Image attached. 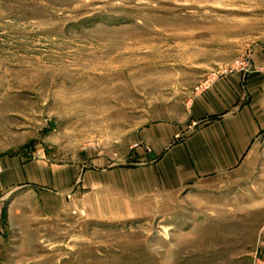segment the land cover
Returning a JSON list of instances; mask_svg holds the SVG:
<instances>
[{
	"label": "rangeland",
	"instance_id": "obj_1",
	"mask_svg": "<svg viewBox=\"0 0 264 264\" xmlns=\"http://www.w3.org/2000/svg\"><path fill=\"white\" fill-rule=\"evenodd\" d=\"M257 46L264 0H0V159L135 162ZM28 208L0 264H264V159L132 214Z\"/></svg>",
	"mask_w": 264,
	"mask_h": 264
},
{
	"label": "crops",
	"instance_id": "obj_2",
	"mask_svg": "<svg viewBox=\"0 0 264 264\" xmlns=\"http://www.w3.org/2000/svg\"><path fill=\"white\" fill-rule=\"evenodd\" d=\"M252 56L250 73L221 75L194 96L187 122L147 127L135 162L103 167L94 159L88 167L56 163L45 153L2 157L0 224L29 215L32 196L54 212L73 205L100 215L132 214L148 199L175 197L257 165L264 159V46Z\"/></svg>",
	"mask_w": 264,
	"mask_h": 264
},
{
	"label": "built area",
	"instance_id": "obj_3",
	"mask_svg": "<svg viewBox=\"0 0 264 264\" xmlns=\"http://www.w3.org/2000/svg\"><path fill=\"white\" fill-rule=\"evenodd\" d=\"M238 63H239L238 67H235L236 68L235 70H231L232 72L241 71L243 73H250L253 70L252 65L245 59ZM2 171H3V168H2V165L0 164V175L2 174Z\"/></svg>",
	"mask_w": 264,
	"mask_h": 264
}]
</instances>
